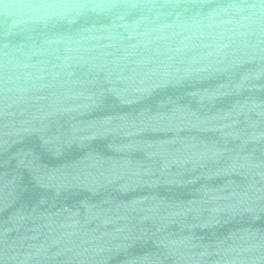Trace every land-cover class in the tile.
Listing matches in <instances>:
<instances>
[{"label":"water","instance_id":"obj_1","mask_svg":"<svg viewBox=\"0 0 264 264\" xmlns=\"http://www.w3.org/2000/svg\"><path fill=\"white\" fill-rule=\"evenodd\" d=\"M0 264H264V0H0Z\"/></svg>","mask_w":264,"mask_h":264}]
</instances>
